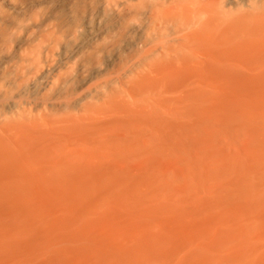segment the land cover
Returning a JSON list of instances; mask_svg holds the SVG:
<instances>
[{
  "label": "rangeland",
  "instance_id": "rangeland-1",
  "mask_svg": "<svg viewBox=\"0 0 264 264\" xmlns=\"http://www.w3.org/2000/svg\"><path fill=\"white\" fill-rule=\"evenodd\" d=\"M205 4L148 24L116 101L0 128V264H264V39Z\"/></svg>",
  "mask_w": 264,
  "mask_h": 264
},
{
  "label": "bare ground",
  "instance_id": "bare-ground-1",
  "mask_svg": "<svg viewBox=\"0 0 264 264\" xmlns=\"http://www.w3.org/2000/svg\"><path fill=\"white\" fill-rule=\"evenodd\" d=\"M179 1L0 0V128L28 122L48 129L54 107L64 112L61 123L71 121L74 110L116 101L112 87L148 63V53H159L148 41V24L156 33ZM205 2L207 19L229 20L224 30L244 31L250 23L264 39V0ZM101 85L110 88L100 96ZM38 110L45 116L36 122Z\"/></svg>",
  "mask_w": 264,
  "mask_h": 264
}]
</instances>
